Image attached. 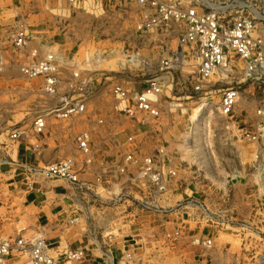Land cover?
Returning a JSON list of instances; mask_svg holds the SVG:
<instances>
[{
  "label": "crops",
  "instance_id": "0c3cea01",
  "mask_svg": "<svg viewBox=\"0 0 264 264\" xmlns=\"http://www.w3.org/2000/svg\"><path fill=\"white\" fill-rule=\"evenodd\" d=\"M142 12L130 0H0V237H43L51 254L61 260L67 251L85 250V258L72 264H118L127 248L141 264H264V244L238 232L245 225H221L226 221L209 225L203 222L202 209L188 204L194 199L209 208L213 197L202 172L192 168L173 141L174 121L163 120V109L160 119L124 114L125 104L112 94L116 83L141 90L142 76L160 75L158 55H169L161 51L158 37L136 32ZM20 27L29 35L23 54L9 41ZM176 46L171 43L172 52H177ZM34 49L41 57L53 53L57 58L59 95L46 94L41 79L30 80L20 72V59ZM123 49L127 54L138 51L151 69L145 72L128 61L109 68V57ZM75 73L79 79L73 77ZM81 80L89 81L92 90L85 112L69 120L57 119L52 110L72 91L69 86H78ZM165 109L174 119L168 105ZM38 117L45 121L41 132L34 129ZM81 132L91 136L93 164L79 176L92 188L90 195L63 180L33 172L66 159H73L81 171L85 157L75 142ZM14 133H19L17 139L11 137ZM129 137L135 138L144 154H154L163 146L165 166L176 176L167 182L160 203L164 212H143L128 201L112 210L118 217L110 216L114 221L106 225L109 218L100 223L101 212L92 202L97 197L113 203L131 188L128 177L118 172ZM128 170L136 174V167L130 165ZM233 204L227 214L234 218L252 214L241 198ZM72 219L77 221L71 223ZM4 264L30 262L26 256H14Z\"/></svg>",
  "mask_w": 264,
  "mask_h": 264
},
{
  "label": "built area",
  "instance_id": "2783aa9c",
  "mask_svg": "<svg viewBox=\"0 0 264 264\" xmlns=\"http://www.w3.org/2000/svg\"><path fill=\"white\" fill-rule=\"evenodd\" d=\"M137 3L143 12L139 15L136 32L141 36L152 35L160 39L163 53L159 63V76L144 78L141 90L129 88L123 83L112 86V94L125 104L122 112L135 117L138 114L144 118L160 119L161 96L168 75H171L179 59L191 58L196 62V80L191 89L198 94L203 91L204 83L212 77L238 74L233 86L222 91L219 112L223 117H230L240 100V90L243 85L264 86V0H130ZM74 2V0H70ZM15 51L23 54L29 45V35L24 27H20L10 38ZM175 42L180 51L172 52L171 43ZM155 49V48H154ZM156 50V49H155ZM138 51L129 55V62L137 61L146 72L151 69L147 59L141 57ZM20 72L27 79H41L43 90L51 96L59 95L61 79L58 75V61L53 53L40 56L34 49L21 58ZM140 68V67H139ZM236 72V73H235ZM146 76V75H145ZM74 78L80 75L75 73ZM89 81L81 80L78 86L70 85L72 90L65 94L60 104L52 110L59 120H69L85 112L87 98L91 95ZM78 96L74 99L73 97ZM260 124L253 134L246 133L247 139L258 141L264 138V101L255 109ZM103 123V121H99ZM143 119V123H144ZM45 128L43 117H38L34 129L41 132ZM19 137V133L11 136ZM91 136L81 132L75 136L78 150L85 157L81 171L76 170L73 159H66L48 165L44 169H33L46 177L67 182L73 189L82 194H93L92 188L79 179L80 172L93 164L90 147ZM128 152L124 156V165L118 172L128 177L130 187L117 195L113 204L121 205L133 202L143 212L162 213L161 200L167 194V182L175 177L176 172L166 168L165 148L160 146L154 154H144L134 137L128 138ZM136 167V174H131L128 166ZM102 184L101 177H97ZM97 199V197H95ZM191 206H197L203 211L206 208L197 200L188 201ZM77 219L70 222L75 223ZM211 246V241L206 242ZM14 256H26L30 264H72L86 256V251L77 249L64 253L63 260L51 254L43 237L27 239L19 235L15 240L0 237V264H4ZM118 264H141L135 258L131 248L122 252Z\"/></svg>",
  "mask_w": 264,
  "mask_h": 264
},
{
  "label": "rangeland",
  "instance_id": "374dc122",
  "mask_svg": "<svg viewBox=\"0 0 264 264\" xmlns=\"http://www.w3.org/2000/svg\"><path fill=\"white\" fill-rule=\"evenodd\" d=\"M126 49L109 57V68L129 62L130 54L126 53ZM176 50L180 51V48L176 46ZM161 56L158 55V58L161 59ZM139 61L135 65L143 69ZM195 71L196 62L193 59H179L171 75H168L160 104L163 120L168 123L174 121L171 133L181 155L189 160L194 170L202 172L201 178L212 194L209 208L203 204L207 210L202 209L203 222L220 225L217 223L226 221L227 224L221 225H245L238 232L264 244V138L252 141L246 137L247 132H256L260 124L255 109L264 101V86L243 85L234 113L223 117L218 110L222 91L233 86L234 79L240 76L236 72L228 77L214 76L204 83L203 91L196 94L191 89L196 80ZM145 75L141 80L150 77ZM167 105L174 119L165 113ZM236 197L252 208L248 218L237 219L227 214L233 209ZM94 200L92 206L101 212L98 214L100 223L106 217L109 218L106 225H112L110 222L118 217L113 215L115 212L112 210L116 211L118 206ZM112 215L114 220L110 217Z\"/></svg>",
  "mask_w": 264,
  "mask_h": 264
},
{
  "label": "bare ground",
  "instance_id": "6f19581e",
  "mask_svg": "<svg viewBox=\"0 0 264 264\" xmlns=\"http://www.w3.org/2000/svg\"><path fill=\"white\" fill-rule=\"evenodd\" d=\"M226 75H224L223 77H225ZM198 111H200V110H198Z\"/></svg>",
  "mask_w": 264,
  "mask_h": 264
}]
</instances>
